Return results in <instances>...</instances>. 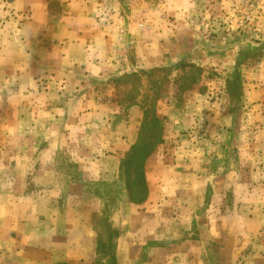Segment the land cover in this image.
I'll list each match as a JSON object with an SVG mask.
<instances>
[{
    "label": "rangeland",
    "instance_id": "obj_1",
    "mask_svg": "<svg viewBox=\"0 0 264 264\" xmlns=\"http://www.w3.org/2000/svg\"><path fill=\"white\" fill-rule=\"evenodd\" d=\"M58 263L264 264V0H0V264Z\"/></svg>",
    "mask_w": 264,
    "mask_h": 264
},
{
    "label": "crops",
    "instance_id": "obj_2",
    "mask_svg": "<svg viewBox=\"0 0 264 264\" xmlns=\"http://www.w3.org/2000/svg\"><path fill=\"white\" fill-rule=\"evenodd\" d=\"M68 11L71 12L72 10H68ZM68 11H65V13L66 14H69ZM35 12H38V11H35ZM39 12L42 13V16L41 17L38 16L36 18H40V19L38 21L37 20H33L32 21L33 23H37L39 25V30H38L39 33L38 34L37 33H33V34L25 33V34H23V31L21 30L19 32V36L16 35V37H15V40L16 41L20 40L22 42V44H24L28 40L33 39L34 37H37V39H39L40 37H41V39H44L45 38V36H44L45 30L46 31H51V30H49V28H52V29L56 30V28L60 29V26H61V28L62 27L63 28H68L71 31V32L69 31V34H71V35H68V36L64 33L63 30L58 31V33L62 34V35H60L61 37L69 38L70 36H72V37L74 36V38H72V43L77 44L78 42H80V37H82V36H80V33L79 32L82 31V30H79V32L75 33L74 32V28H69V27L73 26V25L70 24L71 23L70 21H73V18L71 20H70V18H68V17H71L70 14H69L68 17H64L63 18L62 21H63L64 24H62V23L59 24V22H61V21L60 20H58V22L55 21L56 20L55 19V16L54 15H51L49 13L47 6H43L42 9L39 10ZM72 23H75V20ZM56 24H57V26H55ZM63 25H65V26H63ZM48 35H49V37L51 36L49 34V32H48ZM57 35H59V34H57ZM10 43L12 44L13 41L10 42ZM49 43H51V42H46V44H49ZM62 43H63V45L61 46V49H60L59 46L56 49V52L58 53L57 55H54L53 53L55 51H53V52H46L45 54H40L39 57H41L40 60H45L46 61V64L48 65L47 66L48 69L51 67V69H49V70L53 74H57V75H60V76L61 75L66 76V73L73 72V71H71V69L72 68H75L74 66L71 67V62H70L71 60L74 63L79 64V66L80 65L81 66L84 65L83 59L86 57V51H85V54L83 55V59H82V57L81 58L80 57H77V59L73 60L68 55V53L66 51H64V47H65V44L66 43H64V41L63 42L61 41L59 44H62ZM51 44H53V43H51ZM4 54H3L2 60H1L2 65L3 64L5 65V61L7 60V56L4 55ZM1 69H2V66H1ZM5 71H6L5 67H3V71L1 72L3 78L6 77V75L7 76L9 75V73H6ZM29 75L31 76L32 73L29 72ZM13 81H14V78L11 77L9 79V82L12 83ZM79 102H81V103H79ZM72 104L75 107H76V105L77 106L79 105L78 106L79 109H87V110L88 109H95V107H97L96 104H95V98H92L91 95H89V99H87V100L85 98L78 99V100H76ZM35 108L38 109L39 112H41L40 111V108L41 107L39 105H36ZM53 119L54 118H52V120ZM84 120H82V121H84ZM67 121H68V118H67ZM79 121H81V119H79ZM127 125L129 127V129L128 130H125L124 132H122L121 133V136H119V137L116 136V141L121 142V145H122L121 150H118L121 153H125L128 149H130V147L133 145V143L137 139L136 133L135 134L132 133V125H133V123H130L129 124V122H128ZM52 134H54L53 130H51V132L49 133V135L52 136ZM61 136H63V135H61ZM66 138H67V136H66ZM145 204H147V202ZM147 216L149 217L150 215H147ZM155 250L156 249H154L152 247L151 248H148V252H153ZM149 261H150V259L148 258V259L144 260V263L149 262Z\"/></svg>",
    "mask_w": 264,
    "mask_h": 264
},
{
    "label": "trees",
    "instance_id": "obj_3",
    "mask_svg": "<svg viewBox=\"0 0 264 264\" xmlns=\"http://www.w3.org/2000/svg\"><path fill=\"white\" fill-rule=\"evenodd\" d=\"M158 121H154L153 125L156 124ZM144 124H142L143 126ZM141 126V133L139 135V140L136 144L132 145L131 152L127 156V158L124 159L122 162V167H124L125 172H127V178H126V187H127V193L129 196V200L131 201H141L144 199L142 196L144 194V185H145V179L141 175L142 173V162L143 157L145 156V153L149 151L150 147H147L145 140L142 138V129ZM146 130V127H145ZM155 139V138H154ZM134 170V171H133ZM130 171L134 172V177L130 176ZM142 176V177H141ZM134 188L141 190L140 193H142L141 198L139 194L136 196L134 192ZM58 264H67V263H58Z\"/></svg>",
    "mask_w": 264,
    "mask_h": 264
}]
</instances>
